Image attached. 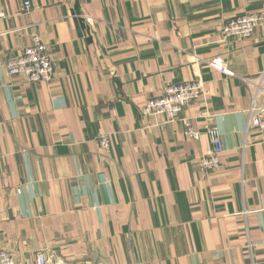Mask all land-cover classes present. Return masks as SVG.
Returning <instances> with one entry per match:
<instances>
[{
	"label": "crops",
	"instance_id": "obj_1",
	"mask_svg": "<svg viewBox=\"0 0 264 264\" xmlns=\"http://www.w3.org/2000/svg\"><path fill=\"white\" fill-rule=\"evenodd\" d=\"M245 13L262 18L251 36L222 39ZM34 36L49 81L5 69ZM262 72L264 0H0V250L16 264H264V132H246L264 75L262 91L244 81ZM193 79L202 94L177 120L141 113ZM207 128L215 171L199 164Z\"/></svg>",
	"mask_w": 264,
	"mask_h": 264
},
{
	"label": "built area",
	"instance_id": "obj_2",
	"mask_svg": "<svg viewBox=\"0 0 264 264\" xmlns=\"http://www.w3.org/2000/svg\"><path fill=\"white\" fill-rule=\"evenodd\" d=\"M29 1L22 3L24 11L30 9ZM259 14L245 13L227 21L221 28L222 39L228 38H248L261 22ZM205 63L229 76L232 72L227 69L223 58L216 57ZM5 69L10 76L24 78L29 83L49 81L53 73V64L49 57L47 47L38 37L34 36L31 43L21 54L15 57H8L5 60ZM264 72L256 80L244 79L245 82L256 86V92L262 91V81ZM202 94V84L198 79L189 82L173 84L167 86L163 94L158 97L149 98L141 108V113L145 116L161 118L163 123L172 122L179 118V115L191 101L198 99ZM255 98L248 111L246 132L256 129L264 132V109L254 104ZM206 134L209 138L210 147L205 154L199 158L202 169L215 171L221 166L220 156L223 151L222 142L218 131L215 128H207ZM187 137L197 139L199 132L191 128L186 131ZM97 141L102 149H107L110 145L107 134H99ZM249 245V244H248ZM251 258V248L248 246ZM0 264H16L14 255L8 251L0 250ZM35 264H50L49 259L42 253L35 255Z\"/></svg>",
	"mask_w": 264,
	"mask_h": 264
}]
</instances>
